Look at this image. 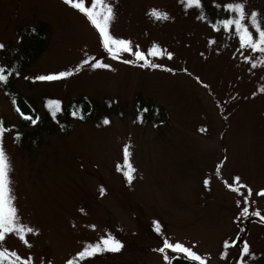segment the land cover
<instances>
[{"label": "rangeland", "instance_id": "obj_1", "mask_svg": "<svg viewBox=\"0 0 264 264\" xmlns=\"http://www.w3.org/2000/svg\"><path fill=\"white\" fill-rule=\"evenodd\" d=\"M211 1L234 2L201 3ZM106 3L114 8L111 35L162 67H145L132 53L113 58L86 15L64 0H0L2 62L5 50L23 48L29 26L48 27L45 50L13 82L23 106L44 114L45 96L67 102L81 95L108 96L115 104L108 124L76 122L68 134L56 129L44 136L39 147L19 145L15 130L4 131L14 204L34 231L25 236L31 247L14 233L0 247L30 256L32 264H189L185 254L157 251L167 238L206 264H264V53L241 48L235 28L215 31L197 18L201 8H185L181 0ZM244 3L246 13L258 10L264 21V0ZM153 9L169 18L156 20ZM153 45L163 54L151 56ZM95 61L111 67H92ZM60 71L72 75L35 79ZM139 103L158 105L166 122L155 128L134 121ZM2 119L18 124L0 85ZM125 145L135 170L130 182L122 170ZM108 235L121 241L119 251L77 255ZM245 242L252 255L242 251Z\"/></svg>", "mask_w": 264, "mask_h": 264}, {"label": "snow or ice", "instance_id": "obj_2", "mask_svg": "<svg viewBox=\"0 0 264 264\" xmlns=\"http://www.w3.org/2000/svg\"><path fill=\"white\" fill-rule=\"evenodd\" d=\"M65 4L71 5L75 9H78L81 13L85 14L91 24L95 27V29L99 33V37L102 41L104 49L113 56L115 59L120 58V54L122 53H132L136 61H144L145 67H153L159 68L162 67L160 64L152 63L147 59L145 52L136 50L133 51L130 41L126 39L115 38L111 35L109 31V25L111 20L114 18V8L110 3H106V0H90L91 6H88L89 0H64ZM181 3L185 6V8H201L202 3L201 0H181ZM227 10H229L234 15L232 18H226L222 20L221 26L224 29L232 30L233 26L235 28V32L239 37V43L241 48L251 49L253 52H261L264 53V26H262V22L259 20L261 16L260 13L253 10L250 13H246L245 11V3L244 0H234V2L228 3L226 6ZM156 20H167L169 18L166 12H160L156 9H153L150 13ZM198 19L203 18V15L197 17ZM250 20V25L244 23L245 19ZM255 29L257 33L256 38H254L253 33L249 31V27ZM213 27H216L213 25ZM5 45L0 43V49L4 48ZM151 56H159L162 55V51L160 50L158 45H153L151 49L148 50ZM169 59L172 57V53H167ZM245 59H249V57H245ZM89 60H94V58L89 57ZM89 60L82 61L81 65H77V69L81 67L83 64L89 62ZM126 63H133V60H126ZM261 64H264V59L260 60ZM92 67H103L110 68L111 65L102 63L100 61H95L91 65ZM253 67H256V63L253 62ZM168 71H172V69H168ZM15 72L16 75H19L18 69L13 68H5L0 66V84L7 85L9 77ZM72 75L71 71H60L58 73H52L48 75H40L35 79L39 81H57L62 78L68 77ZM261 91H264V87L261 88ZM15 103V101H13ZM49 108L52 110L53 115H55L56 111L59 110L60 101L58 100H50L48 102ZM17 112H20V109H16ZM20 115L24 117L26 120H30L33 124L36 123V120L32 119L31 116L25 115L23 112H20ZM75 115V113H73ZM105 124L109 123L108 119L104 120ZM203 130V129H201ZM5 129L3 126V121H0V242L5 240L6 234L14 233L16 234L28 247L31 245L28 243V240L25 239L27 233H32L34 231L33 228L27 227L22 224L19 220L18 210L14 204L15 197L12 195V190L10 187L11 181L9 178V159L4 151L2 139L3 133ZM19 135V134H17ZM130 153L128 150V145L124 146V165L122 166V170L124 171L125 176L128 181L132 180V173L135 171L128 160ZM239 181V177L235 178ZM208 183L207 180L204 182ZM235 192L240 191V187H233V185H228ZM242 187H247L246 185H242ZM103 191V189H101ZM247 191L250 193L251 189L247 188ZM260 195H264V190H261ZM247 212V209H244ZM259 215V213H257ZM264 219V217H262ZM95 227V226H93ZM155 231L157 233L161 232V228L159 222L155 224ZM234 243V242H233ZM225 247H228V242H224ZM122 248V243L112 235H108L107 237H102L98 242L94 244H88L83 248L82 251L77 253V255L83 259L85 257H92L98 253H102L105 251L117 252ZM166 250H171L173 253L185 254L187 258L193 262V264H206V262L202 259L201 255L197 252L193 251L191 248L186 247L184 244L180 242L170 243L167 238L163 240V246L158 248L157 251L164 253ZM242 251L245 254L252 255L250 252V246L247 242L244 243ZM227 255V253H224ZM8 259L9 264H32L31 257L23 258L20 257L15 251H9L0 247V264H4V260ZM170 257L168 255L164 256L165 260H168ZM67 264H76L74 260H68ZM241 264H245L242 260Z\"/></svg>", "mask_w": 264, "mask_h": 264}, {"label": "trees", "instance_id": "obj_3", "mask_svg": "<svg viewBox=\"0 0 264 264\" xmlns=\"http://www.w3.org/2000/svg\"><path fill=\"white\" fill-rule=\"evenodd\" d=\"M227 4H220L219 2L211 1L202 4L203 19L215 30L227 33L231 30L224 29L221 26V21L226 18H232L234 15L225 7ZM258 13L260 11L255 10ZM262 26H264V21ZM215 25L216 27H213ZM234 28V26H233ZM23 38V36L21 35ZM48 43V27L46 24L31 25L28 28L27 33L24 36L23 48L5 50L4 56L7 63H4L0 59V66L7 68L18 69L19 75L15 72L9 77L7 85L0 84L6 93L11 107L18 118V124H11L3 121L5 131H16V142L19 145L40 146L44 136L59 129L64 134H68L74 127L76 122H93L94 125H103L102 119H108L110 121L111 114L115 110V104L110 100V97H105L103 101H96L87 95L71 97L67 102L58 97L45 96L43 98L44 114H41L39 109L25 107L20 101L21 96L14 86L15 77L22 75L26 65H30L35 61L45 50ZM261 54V52H260ZM50 100L60 101L59 110L53 115L52 110L48 106ZM15 101V103H13ZM17 108L20 112H23L27 116H31L36 120V123H32L30 120L24 119L17 112ZM121 108V107H120ZM75 113V115H73ZM122 114V112H119ZM165 112L155 104H143L139 103L136 106V114L134 121H138L145 125L146 123H152L155 128H159L160 123L165 121ZM102 121V122H101ZM19 134V135H17ZM187 261L191 262L189 259ZM168 264H179L177 260H169ZM187 264V262L183 263Z\"/></svg>", "mask_w": 264, "mask_h": 264}]
</instances>
